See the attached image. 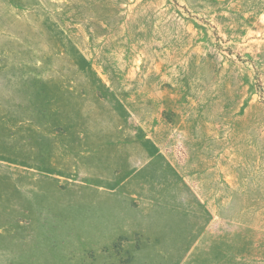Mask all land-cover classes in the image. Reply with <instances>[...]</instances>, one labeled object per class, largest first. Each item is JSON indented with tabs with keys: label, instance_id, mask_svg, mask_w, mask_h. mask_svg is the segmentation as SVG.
<instances>
[{
	"label": "rangeland",
	"instance_id": "1",
	"mask_svg": "<svg viewBox=\"0 0 264 264\" xmlns=\"http://www.w3.org/2000/svg\"><path fill=\"white\" fill-rule=\"evenodd\" d=\"M0 264H264V0H0Z\"/></svg>",
	"mask_w": 264,
	"mask_h": 264
}]
</instances>
